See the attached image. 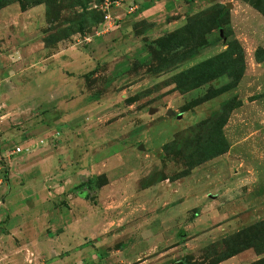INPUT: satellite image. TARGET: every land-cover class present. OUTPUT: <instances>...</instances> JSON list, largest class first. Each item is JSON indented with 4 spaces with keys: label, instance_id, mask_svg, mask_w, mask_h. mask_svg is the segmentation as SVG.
<instances>
[{
    "label": "rangeland",
    "instance_id": "obj_1",
    "mask_svg": "<svg viewBox=\"0 0 264 264\" xmlns=\"http://www.w3.org/2000/svg\"><path fill=\"white\" fill-rule=\"evenodd\" d=\"M104 1L0 0V264H264V0Z\"/></svg>",
    "mask_w": 264,
    "mask_h": 264
},
{
    "label": "crops",
    "instance_id": "obj_2",
    "mask_svg": "<svg viewBox=\"0 0 264 264\" xmlns=\"http://www.w3.org/2000/svg\"><path fill=\"white\" fill-rule=\"evenodd\" d=\"M37 147L38 145L34 144L31 146L33 150ZM41 150L43 151L42 148L36 150V153H40L39 151ZM20 169L21 173L18 176L20 182L19 184H17V182L13 184L14 188L9 194H7L4 208L0 210V225L2 227L3 224L6 223V227L11 232H14L15 229L19 231L23 229V227L29 226V224H40L45 219L44 217L42 218V216H39L40 210H37L39 207L33 206V204H38L39 201L41 202L42 198L45 196L43 192L44 190H42L41 185L38 183L41 181V178L32 179L34 183L29 182V173L38 168L37 166L33 167V163L26 158L24 164L20 165ZM15 177L16 176L13 178L11 176L12 181L16 180ZM23 181H26L27 183H24ZM1 183L2 179H0V184ZM6 191V186L1 184L0 192L6 193Z\"/></svg>",
    "mask_w": 264,
    "mask_h": 264
},
{
    "label": "trees",
    "instance_id": "obj_3",
    "mask_svg": "<svg viewBox=\"0 0 264 264\" xmlns=\"http://www.w3.org/2000/svg\"><path fill=\"white\" fill-rule=\"evenodd\" d=\"M255 8H257L259 11H261L263 14H264V8H262L261 6L259 7V6H257V5H255ZM232 88V87H231ZM230 88V89H231ZM264 227V221H262L261 223H259L258 225H256V226H254V227H251L250 229H247L246 231H239L238 232V236H241V234H243V233H245V232H248V235H252L253 233H259V232H257V231H255V230H259V228L261 229V228H263ZM251 230H252V232H251ZM237 236V237H238ZM253 237V236H252ZM258 238H256V237H253V238H249V241H248V244L250 245V243H253L254 242V244H251V246H254V247H256L257 248V244H256V240H257ZM246 247V248H244V249H242V250H234V251H231L230 252V254H225L224 256H222V258H220L218 261H216V262H212L211 264H219V263H221V262H223V261H225V260H227V259H229V258H231V257H233V256H236L237 254H239V253H241L242 251H244V250H247L248 248H252V247ZM253 247V248H254Z\"/></svg>",
    "mask_w": 264,
    "mask_h": 264
},
{
    "label": "built area",
    "instance_id": "obj_4",
    "mask_svg": "<svg viewBox=\"0 0 264 264\" xmlns=\"http://www.w3.org/2000/svg\"><path fill=\"white\" fill-rule=\"evenodd\" d=\"M121 1L122 0H105L104 1L103 9L105 12V18L106 19H110L112 17L111 12H107L110 9V6L113 4L120 5ZM131 8H133V7H131ZM21 151H22V147L18 146L16 148V152H21Z\"/></svg>",
    "mask_w": 264,
    "mask_h": 264
}]
</instances>
